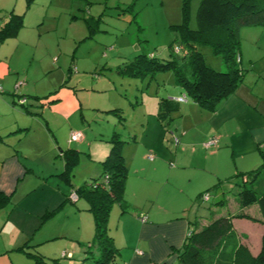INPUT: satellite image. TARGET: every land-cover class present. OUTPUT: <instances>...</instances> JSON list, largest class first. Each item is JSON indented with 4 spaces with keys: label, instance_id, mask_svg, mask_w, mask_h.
I'll return each instance as SVG.
<instances>
[{
    "label": "crops",
    "instance_id": "0c3cea01",
    "mask_svg": "<svg viewBox=\"0 0 264 264\" xmlns=\"http://www.w3.org/2000/svg\"><path fill=\"white\" fill-rule=\"evenodd\" d=\"M20 3V0H0V28L9 20L10 13L24 18V14L16 11ZM8 38L0 42L8 41ZM240 58L242 63L243 55ZM3 72L4 78L0 79L5 86V90L1 88L0 91V94L3 92L0 95V196L6 197L7 201L0 207V264H35L20 250L21 247L37 251L46 259L81 260L86 257L85 246L90 245L94 235V220L88 203L78 198L73 190L101 178L100 162L106 158L107 150H102L100 157L104 158L99 163H88L80 168L76 167L77 163L67 182L62 176L65 169L62 153L72 149L79 154L78 142L87 139L86 134L80 132L81 138L74 141L76 144L64 147L56 134L61 127L58 121L55 122L56 115L64 118L80 109L74 86L66 84V80L46 94L30 90L28 85L21 90H12V81L7 82L9 68ZM247 73L248 70L239 87ZM72 79L74 81V77ZM72 79L70 83H73ZM173 82L177 85L175 78ZM242 90L235 89L211 112L186 98L178 102L179 113L175 116L171 113L166 125L157 118L161 96L151 103L141 136L123 139L126 141L122 148L127 166L123 196L126 212L122 213L121 205L117 204L113 215H118L121 230L119 234L109 232L114 242L120 241L117 245L128 250L121 256L126 260L123 264H177V253L187 234L188 222L198 221L181 217L187 205L190 203L191 210L197 195L205 189L264 164V96L247 97ZM250 90L245 87L246 92ZM53 92H56L54 98L45 100ZM165 93L164 98L172 100L184 95L181 86L166 89ZM22 94L26 97L25 107L37 115H29L25 107L18 104ZM45 104L55 113L54 122H50L46 114L44 116L41 107ZM256 109L260 118L254 115ZM207 121V127L202 129ZM170 126L171 134L177 137L173 152L164 144V132L169 131ZM211 136L219 139V146L202 147L201 142ZM152 154L157 158L149 160L147 157ZM167 161H173L175 166L167 168ZM181 173L187 175L184 182ZM50 176L56 181L53 195L44 190ZM221 190L215 193L214 199L221 197L224 202L216 205L222 207V211L215 217L238 213L252 217H233L231 222L236 238L256 256L264 234V214L257 204L241 208L236 198L228 209H223L232 186L222 185ZM174 192L184 194L187 204L183 203L180 210L171 211L164 202L171 199ZM176 213L178 216L170 215ZM55 216L58 218L54 222ZM208 221L199 220L198 225Z\"/></svg>",
    "mask_w": 264,
    "mask_h": 264
},
{
    "label": "rangeland",
    "instance_id": "374dc122",
    "mask_svg": "<svg viewBox=\"0 0 264 264\" xmlns=\"http://www.w3.org/2000/svg\"><path fill=\"white\" fill-rule=\"evenodd\" d=\"M20 1L16 11L24 14L23 26L18 35L0 42V79L4 78L5 74L2 73L8 67L10 75H7V82L12 81V90H21L28 85L30 90L46 94L59 88L60 83L66 80V84L74 86L80 109L72 113L67 112L68 115L64 118L69 120H64L60 115L55 117V113L50 112L47 104L42 106L41 110L50 122H54L55 117V122L58 121L61 125L56 134L64 147L76 144L74 141H68L71 132L86 134L87 139L77 144L80 153L76 167L99 163L104 158L100 157L102 150L106 149L109 153V140L114 131L119 133L121 139L134 135L140 137L151 103L161 96H166V89L174 86L180 88L179 85H174V74L171 71H146L147 73L130 75L127 71L119 70L125 66L130 67V62L139 54H152L159 61L185 55V50L181 49L179 34L174 30L177 27H173L181 24L182 0H33L28 7L23 0ZM199 2L200 0H189L190 28L196 27L195 16ZM239 35L240 55H243L241 65L248 73L243 84L237 88L243 89L247 97L264 96V26H242ZM170 46L174 51L179 48L175 56H172ZM199 49L208 66L217 71H224L220 56L213 54L208 46H200ZM71 79L73 83L69 82ZM28 81L30 83H27ZM247 86L251 90L246 92ZM0 88L5 90L1 80ZM55 95L56 92H53L47 95L45 100H50ZM178 113L179 111H175L172 116ZM258 113L256 109V118H260ZM207 124L208 121L201 126L202 129L206 128ZM171 132L170 126L169 131L164 132V144L173 152L177 137ZM212 137L217 139L218 147L219 139L215 136L203 140L201 146ZM151 156L152 159L157 158L154 154ZM170 162L167 161V168L175 166L173 161ZM186 177V174L182 175L183 182ZM103 179L104 177H101L98 180ZM235 181L239 182L240 178ZM47 184L44 190L53 195L56 187L55 177L50 176ZM237 191L238 187L233 185L223 209L232 205ZM171 197L164 202L171 211L180 210L183 203L187 204L184 194L174 192ZM214 201L212 197L209 201H195L191 210L189 203L181 217L198 221L210 220L222 211V207L213 204ZM117 207L116 203L113 204L109 213L108 226L112 235L119 234L121 230V227H118V215H113V210ZM57 218L58 216L53 219L54 222ZM256 225L254 224L255 227ZM119 243L120 241L114 242L117 248L120 247L117 245ZM73 244L77 248V244ZM91 250H94V247ZM127 251L126 248L120 247L119 255L113 264L126 262L121 256ZM92 254L94 255V252ZM87 256L88 258L81 260L62 258L61 261L64 264H94L89 258L90 253H87Z\"/></svg>",
    "mask_w": 264,
    "mask_h": 264
},
{
    "label": "trees",
    "instance_id": "16d2710c",
    "mask_svg": "<svg viewBox=\"0 0 264 264\" xmlns=\"http://www.w3.org/2000/svg\"><path fill=\"white\" fill-rule=\"evenodd\" d=\"M32 1L25 0L26 6L28 7ZM188 5L189 0H182L181 24L173 26L177 27L174 30L179 34L181 49L185 50L184 56L159 61L152 54H139L130 62V67L125 66L119 71H127L130 75L171 71L185 97L211 112L239 86L247 72L241 66L239 30L246 25L264 26V0H200L194 28L188 25ZM22 26L23 15L10 13L9 20L0 28V40L15 36ZM200 46H208L213 54L222 58L224 71H217L205 63ZM170 48L172 56H175L179 48L177 47L176 51L172 46ZM70 71L71 68L68 72ZM20 99L24 101L21 103ZM17 102L25 107L26 97L23 94L19 95ZM178 108V101L161 97L157 118L166 125L170 114ZM25 109L29 115L38 114L26 107ZM120 118L122 119L121 115ZM109 142L111 143L109 153L101 161L103 170L101 177L106 176L105 181L92 179L73 190L78 198L85 199L93 215L94 235L90 245L85 248L84 258H88L87 253H90L89 258L94 264H113L119 255V248L115 246L109 233L108 219L111 207L115 203L121 205L122 213L126 212L123 196L127 166L122 154L126 141L114 131ZM62 154L65 164L62 176L68 182L71 169L78 163L79 154L72 149L65 150ZM237 178H240L239 182L235 181ZM229 184L238 187L235 198L241 208L257 204L264 214V164L256 169L240 172L225 182H217L199 193L196 202L209 201L221 190L222 185ZM221 194L224 195V191L221 190ZM205 195L207 199L204 198ZM6 201V197L0 196V207ZM223 202L224 198L217 197L213 204L220 206ZM233 217L253 219L247 214L238 213L234 216L214 217L204 225H198L196 220L189 221L188 233L177 253V264H264V234L261 236L260 251L253 256L247 246L236 238L231 222ZM92 245L96 247L94 250H91ZM20 250L24 251L35 264H64L62 258L46 259L37 251H28L23 247Z\"/></svg>",
    "mask_w": 264,
    "mask_h": 264
},
{
    "label": "built area",
    "instance_id": "2783aa9c",
    "mask_svg": "<svg viewBox=\"0 0 264 264\" xmlns=\"http://www.w3.org/2000/svg\"><path fill=\"white\" fill-rule=\"evenodd\" d=\"M1 90V88H0ZM186 99L185 95H182L180 97H178L176 99V101L180 102V101H184ZM24 101V99H20V102L22 103ZM81 138V133L80 132H71L70 133V137H69V141H76V140H79ZM177 141V139H175V142ZM217 146V139L212 137L208 142H205L202 144V147L204 148H213V147H216ZM149 159H152L153 157L150 155L148 156ZM106 178V176H105ZM105 178H104V181H105ZM205 199H207V196L205 195L204 196ZM188 233V231H187Z\"/></svg>",
    "mask_w": 264,
    "mask_h": 264
}]
</instances>
